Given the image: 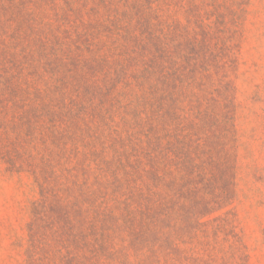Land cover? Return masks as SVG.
I'll return each mask as SVG.
<instances>
[{
  "label": "trees",
  "instance_id": "16d2710c",
  "mask_svg": "<svg viewBox=\"0 0 264 264\" xmlns=\"http://www.w3.org/2000/svg\"><path fill=\"white\" fill-rule=\"evenodd\" d=\"M65 2L62 15L79 18L85 5ZM168 5L97 0L91 13L119 12L122 24L78 34L71 49L60 42L68 31L44 22L57 0H0V151L11 170L23 164L37 190L26 264L180 260L182 229L191 233L231 199L223 148L197 153L152 136L153 103L161 120L168 96L174 104L178 91L211 77L204 44L177 36L172 54L156 33ZM206 177L207 188L218 180L229 189L207 198Z\"/></svg>",
  "mask_w": 264,
  "mask_h": 264
},
{
  "label": "rangeland",
  "instance_id": "374dc122",
  "mask_svg": "<svg viewBox=\"0 0 264 264\" xmlns=\"http://www.w3.org/2000/svg\"><path fill=\"white\" fill-rule=\"evenodd\" d=\"M57 1L59 10L47 11L44 22L68 31L60 35L63 48L74 49L78 34L94 35L105 26L122 24L119 12L108 19L102 10L91 13L97 0H68L73 10L85 5L80 17L71 19L62 15L65 0ZM167 1L159 16L162 22H153L156 33L162 30L167 36L172 54L177 36L204 44L211 77L201 86L178 91L174 104L168 96L162 104L168 113L161 120L156 112L161 105L153 103L152 136L163 144L180 141L197 153L223 148L221 154L233 167V184L231 199L203 218V225L191 233L182 229L180 260L155 258L152 263L264 264V0ZM1 153L0 264H26V227L37 190L23 164H15L22 170H11ZM207 179L199 185L207 198L229 189L218 180L215 188H207Z\"/></svg>",
  "mask_w": 264,
  "mask_h": 264
}]
</instances>
